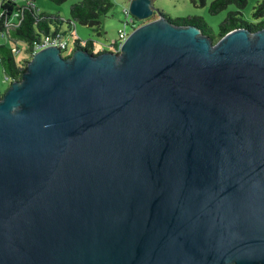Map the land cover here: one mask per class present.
I'll return each instance as SVG.
<instances>
[{
	"label": "water",
	"instance_id": "1",
	"mask_svg": "<svg viewBox=\"0 0 264 264\" xmlns=\"http://www.w3.org/2000/svg\"><path fill=\"white\" fill-rule=\"evenodd\" d=\"M148 22L37 51L0 94V264H264V28Z\"/></svg>",
	"mask_w": 264,
	"mask_h": 264
},
{
	"label": "trees",
	"instance_id": "2",
	"mask_svg": "<svg viewBox=\"0 0 264 264\" xmlns=\"http://www.w3.org/2000/svg\"><path fill=\"white\" fill-rule=\"evenodd\" d=\"M28 1L34 3V6L28 4ZM57 4H62L67 0H51ZM229 5H235L237 10L230 11L226 18L220 23L218 33L209 26L204 18L199 16L172 19L171 16L164 10L161 13L178 25H194L201 29L203 34L216 43L221 37L230 31L238 28H247L250 31H257L264 28V20L258 23L248 22L243 17V10L248 5V0H213L210 3L209 10L212 14H218L225 10ZM114 7V0H82L72 4L71 6V20H73V27L78 22L82 25L90 27L95 33L101 35L103 33L102 19L107 16ZM16 11L21 12V23L16 26L12 24L6 27V20L11 19ZM0 36L5 38V42L0 43V64L4 71L6 80L10 83L13 81H20L24 72L27 70L29 60L24 59L17 61L15 50L7 42V40L16 43L18 40H24L28 44V50L33 52L34 46L40 41L44 34L52 30V24H56V29L61 26L59 16H53L45 11H41L36 6L34 0H2L0 7ZM264 16V0L258 2L255 6L254 17L259 19ZM138 25L144 21L134 18ZM71 23V21H69ZM66 33V31H65ZM67 35V34H66ZM80 38L76 39L75 48L84 47L89 52L93 53L94 41L89 39L86 46L82 45ZM113 49L117 44L112 42ZM19 49V48H18ZM27 62V64L25 63ZM2 86L0 83V94L3 96Z\"/></svg>",
	"mask_w": 264,
	"mask_h": 264
},
{
	"label": "rangeland",
	"instance_id": "3",
	"mask_svg": "<svg viewBox=\"0 0 264 264\" xmlns=\"http://www.w3.org/2000/svg\"><path fill=\"white\" fill-rule=\"evenodd\" d=\"M82 0H67L62 4H57L51 0H34L39 10L45 11L53 16H59L62 30L66 31L69 47L64 51V56H69L74 48L76 39L82 40V45L86 46L89 39L94 41L93 53H100L102 51H114L112 42L118 39L119 30L124 27L127 19L126 8L129 0H114V7L109 14L102 19L103 33L98 35L90 27L74 22L76 31H74L73 20H71V6L72 4ZM213 0H155V5L168 13L172 19H180L187 17L199 16L204 18L209 26L218 33L220 23L226 18L230 11L237 10L235 5H229L225 10L218 14H212L209 10L210 3ZM262 0H248V5L243 10V17L248 22L258 23L264 20V16L256 19L254 17L255 6ZM2 0H0L1 7ZM158 14L147 19L148 22L157 18ZM71 21V23L69 22ZM142 23V24H143ZM52 30L56 28V24H52ZM133 28L128 26V32L131 33ZM5 38L0 36V43L5 42ZM7 42L15 50L17 61H22L27 58L29 62L33 59V52L28 50V44L24 40H18L16 43L7 40ZM19 48V49H18ZM27 64V62L25 61ZM0 83L2 91L4 92L10 85V81L6 80L4 71L0 64Z\"/></svg>",
	"mask_w": 264,
	"mask_h": 264
},
{
	"label": "built area",
	"instance_id": "4",
	"mask_svg": "<svg viewBox=\"0 0 264 264\" xmlns=\"http://www.w3.org/2000/svg\"><path fill=\"white\" fill-rule=\"evenodd\" d=\"M13 1H19V0H13ZM28 4L34 6V3L31 1H28ZM127 19L124 23V27L119 30V36L118 39L114 40L113 43L117 44V46L114 47L115 52H119L122 45L130 35L128 32V26H131L133 30L137 28L139 25L135 22V17L131 16L129 13L128 7L125 10ZM2 14H0V19H1ZM21 12L16 11L11 19L8 18L6 20V27H10L12 24H15L16 26L20 25L21 23ZM74 31H76V27L74 28ZM49 46H56L59 47L64 53L65 50L68 49L69 47V41L67 39V35L64 30H62L61 26L58 29L51 30L49 33L44 34L43 37L40 39L38 43L35 44L33 54H35L37 51H39L42 48L49 47Z\"/></svg>",
	"mask_w": 264,
	"mask_h": 264
}]
</instances>
